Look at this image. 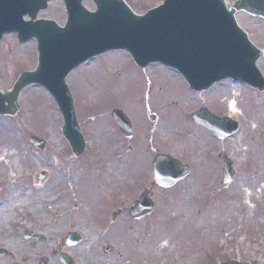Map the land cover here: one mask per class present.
<instances>
[{
	"label": "rangeland",
	"instance_id": "374dc122",
	"mask_svg": "<svg viewBox=\"0 0 264 264\" xmlns=\"http://www.w3.org/2000/svg\"><path fill=\"white\" fill-rule=\"evenodd\" d=\"M126 1L138 13L163 2ZM84 4L96 9L91 1ZM39 18L63 25L67 18L63 0L51 1ZM243 21L264 35V20L244 16ZM37 63L36 41L21 45L16 34L4 37L0 88L11 89L19 74ZM132 64L128 53L111 52L68 78L80 127L88 139V149L80 158L64 138L63 116L45 88L29 87L20 96L18 115L0 116V248L26 254V245H18H22L18 235L32 221L47 227L48 239L61 240L69 231L80 232L84 240L77 248L86 252L87 259L80 264H219L228 259L264 264V94L256 98L243 85L226 82L197 95L174 70L154 64L146 72L147 82ZM261 68L264 72V64ZM116 100L134 121H142L145 104L151 108L150 115L160 108L164 126L151 131L149 120V131L142 132L145 145L153 141V133L158 134L161 151L184 150L195 171L173 188L154 187L158 206L154 217L125 221L117 232L107 224L109 213L115 206H129L135 200L132 197L151 188L152 178L144 177L146 171L151 173L147 161L138 156V163L131 162L128 143L110 124L109 110L118 106ZM200 100L239 117L241 132L219 140L196 125L188 141L178 142V126ZM232 103L235 111H231ZM33 134L48 142L45 150L32 144ZM219 152L232 156L238 170L225 190L220 187ZM44 171L48 188L39 196L37 178ZM23 198L25 203L20 205ZM106 243L116 248L114 255L104 256Z\"/></svg>",
	"mask_w": 264,
	"mask_h": 264
},
{
	"label": "water",
	"instance_id": "95a60500",
	"mask_svg": "<svg viewBox=\"0 0 264 264\" xmlns=\"http://www.w3.org/2000/svg\"><path fill=\"white\" fill-rule=\"evenodd\" d=\"M49 1L0 0V40L9 33H17L21 43L35 38L39 51L36 70L23 72L11 90L0 89V115H15L20 110V93L29 85L46 87L63 113V133L77 156L83 153L85 141L66 77L80 64L105 52L124 49L141 67L159 62L176 68L196 90L227 77L264 89V77L256 66L261 52L251 45L235 17L242 10L264 17V0H236L230 9L225 0H165L143 15L136 14L125 0H92L96 11L88 10L83 5L85 0H64L68 13L65 26L37 19ZM25 16L31 19L25 20ZM114 116L124 135L129 136L131 127L124 113L118 110ZM193 118L220 137L237 127L207 110ZM32 140L44 147V141L35 136ZM154 166V181L163 187L174 185L189 173L171 156L158 155ZM233 176L232 163L226 161L224 187ZM148 194L146 190L131 209L132 216L140 218L152 212L154 204ZM78 241L79 237L71 234L66 242ZM62 260L72 264L66 257Z\"/></svg>",
	"mask_w": 264,
	"mask_h": 264
},
{
	"label": "flooded vegetation",
	"instance_id": "af4514ba",
	"mask_svg": "<svg viewBox=\"0 0 264 264\" xmlns=\"http://www.w3.org/2000/svg\"><path fill=\"white\" fill-rule=\"evenodd\" d=\"M240 15H242V18L240 17ZM244 16H249L246 13H239L237 15L238 21L240 23V25L246 30L251 42L256 45L258 48H260L261 50L264 51V35L258 33L255 29L250 28L249 26H247L244 21H243V17ZM251 17V16H250ZM259 66L261 67L262 64H264V56L259 60L258 62ZM136 67V66H135ZM134 70L139 71V73L141 74L140 78L142 81H145L144 77H146V73L144 71L146 70H142V69H138V67L134 68ZM147 80V77H146ZM148 82V81H147ZM232 83V79H225L223 80L221 83ZM143 85H145V82L142 83ZM219 83H216L214 85H212V89H214ZM238 85L241 83H237ZM236 84V85H237ZM243 85L245 88H247V91L251 94H253L254 96H256V98H259V94H264V91L261 92L256 88H253L251 86L245 85V84H241ZM192 93L194 94H201V93H206L207 91L204 90H200V91H196V90H192L190 89ZM211 91V90H210ZM208 91V93L210 92ZM154 102V101H153ZM152 101L149 103H153ZM200 103H198L197 107L193 110L197 111L200 108H209L211 111H215L216 114L218 115H230L232 116V113L230 111H220L219 106L217 105H206L204 104L203 100L199 101ZM115 105H118L117 107L114 108H110L111 109V118L110 119V124H113L114 127L118 130V126L117 123L115 121V118L112 115V112L116 109V108H122L126 114L128 115V117L130 118L132 125H133V130H134V135L131 139H126L124 138L125 143H128L127 145V151H129L131 153L130 159L132 160L133 164L138 163L139 161L137 160L138 156H140L143 160H145V162H148V167H151L152 170V164H153V159L155 158V156L163 151H161V149L158 147L160 146L159 143L161 142V138L159 137L158 134L153 133V136H155L151 139H153V141L149 144V145H145V137L143 135V131L145 130V132L149 131V120L151 121V126H153L151 128V131L153 130H160L161 126L163 128V118L162 115L160 114V108L156 109V112L151 114L148 112L150 111L151 108H148L145 104L144 105V111H143V119L142 121H134L129 112L126 111V108L124 106V104L120 101H115L114 102ZM154 104V103H153ZM210 104V103H209ZM122 105V106H120ZM146 107V108H145ZM214 109H218L214 110ZM234 117V116H232ZM184 119V117H183ZM185 121L183 120V125L178 126L179 129V133H181V136H178V142L180 143H185L186 140L188 141L189 137L191 136L193 131L192 126H199L200 128H202L201 130H206L207 132L213 134V131H211L210 129L204 127L201 124H198L196 122L193 121L191 115L190 117H185ZM240 121L241 123V127H242V122L241 120L238 118H236ZM193 122V123H192ZM195 124V125H193ZM177 125V124H176ZM155 134V135H154ZM184 150H180V151H176L173 154L175 157H177L178 159H180L184 164L190 165L191 167V176H194V165L192 163H190L187 158H186V154L183 152ZM186 152V150H185ZM226 155V152H219L217 154V159L219 161L222 162L220 169H222V173L219 176V178L223 177V168H224V161H223V157ZM151 157V158H150ZM146 165V164H145ZM146 167V166H144ZM145 178H153V174L152 172L149 175V172L146 171ZM188 177V178H190ZM138 178H142V176L140 175V177ZM138 197H132V202L129 203V206L127 207H121L119 206L118 208H113V209H118V212L115 214V216L112 215V225H114L116 228L123 226L125 221H131V222H136V220L132 219L130 214H129V210L130 208L136 203V201L138 200ZM121 205H125V204H121ZM113 210H111L112 212ZM151 217H154V214H152ZM149 217H146L149 218ZM130 218V219H129ZM144 219V220H146ZM143 221V220H141ZM140 221V222H141ZM28 223L30 225L28 226H22L21 229H23V234L20 236L18 235V237H21L22 239V245L18 244L19 247H23L26 245V247H24L26 250H28V252H26V254H21V253H17L14 250H10L9 253L7 252H3L2 249H5V247H1L0 248V264H64V262L61 260L59 253L60 252H65V253H69L71 254L74 259H75V264H80L81 259L87 260L86 259V252L82 251L79 252L77 246H71L69 248H64V247H60V245L62 244V239L61 240H54V239H48L47 237V227L45 225L42 224H34L32 221H28ZM51 225V224H50ZM20 226H17V228H19ZM17 237V238H18ZM17 238L15 240H17ZM7 249V248H6ZM104 247H103V252H104ZM110 250L111 253L109 256L114 255L116 253V248L111 244V246L107 249ZM105 257L108 255H104ZM109 260V259H108ZM111 261V259H110Z\"/></svg>",
	"mask_w": 264,
	"mask_h": 264
},
{
	"label": "bare ground",
	"instance_id": "6f19581e",
	"mask_svg": "<svg viewBox=\"0 0 264 264\" xmlns=\"http://www.w3.org/2000/svg\"><path fill=\"white\" fill-rule=\"evenodd\" d=\"M231 111H235V104L234 103H232L231 104ZM47 183H44V184H42V185H40V192L38 193V195L40 196V195H43V194H45L46 193V190H47ZM250 196H252L251 194L250 195H248V197L250 198ZM24 199H26V198H23L22 200H20V202H18L20 205H22V204H24L25 203V200ZM24 200V201H23ZM14 203V202H13ZM85 220H88V218H86Z\"/></svg>",
	"mask_w": 264,
	"mask_h": 264
}]
</instances>
